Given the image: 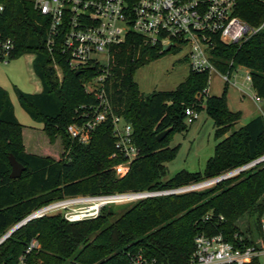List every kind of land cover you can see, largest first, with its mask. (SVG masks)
<instances>
[{"label":"trees","instance_id":"obj_1","mask_svg":"<svg viewBox=\"0 0 264 264\" xmlns=\"http://www.w3.org/2000/svg\"><path fill=\"white\" fill-rule=\"evenodd\" d=\"M234 3V14L253 32L237 42H218L211 50L212 62L221 73L237 64L245 66L254 94L264 103V0ZM0 32L15 40L10 59L25 52L35 54L33 70L41 91H18L17 95L30 117L42 123L46 138L43 145L36 143L35 129H26L25 143V128L0 87V238L34 211L67 197L175 189L238 168L264 152V113L231 130L240 112L228 109L225 91L219 96L208 94L207 71L188 69L175 89L141 93L135 71L165 52L130 35L111 53L107 83L114 112L131 124L139 149L128 171L119 176L113 166L122 161L121 155L109 157L116 151L109 121L99 124L87 143L71 140L66 133V126L81 117L78 105L92 100L84 81L101 66L71 69L57 46L52 59L43 43L45 23L28 0H7L0 15ZM203 100L214 136L221 137L213 154L203 172L180 170L164 178L165 163L177 151V146H169L168 138L187 128L185 109L197 112ZM168 127L172 130L158 140L157 135ZM9 153L25 166L18 178L9 176ZM263 191L264 162L200 189L143 197L116 208L104 205L94 218L70 222L60 212L47 213L29 219L0 242V264H18L20 259L26 264H126L127 254L138 251L157 264H186L199 233L246 237L236 225L244 214L253 217L252 232L258 234L264 197L258 199ZM32 239L38 246L26 252Z\"/></svg>","mask_w":264,"mask_h":264},{"label":"built area","instance_id":"obj_2","mask_svg":"<svg viewBox=\"0 0 264 264\" xmlns=\"http://www.w3.org/2000/svg\"><path fill=\"white\" fill-rule=\"evenodd\" d=\"M44 21L46 36L44 45L53 58L57 46L59 54L71 69L94 65L101 69L83 87L92 100L78 105L79 121L66 126L71 140L87 143L93 130L101 123L111 124L114 147L110 154L115 158L120 154L122 161L113 167L119 176L129 169L130 163L139 155L132 134V126L121 115L114 112L107 92L109 61L111 53L123 44L130 35L142 37L146 42L157 45L162 51L166 45L173 48L184 47V59L188 69L194 72H209L215 69L211 50L218 42H237L253 32L243 20L234 14V0H28ZM7 0H0V15ZM15 49V40L0 32V60L7 62ZM54 68L61 76L56 63ZM226 82L230 72L222 73ZM244 80L251 84L249 70H245ZM253 98L261 101L255 94ZM197 112L185 109V121L191 123ZM264 162V152L246 164L221 176L227 178L240 171ZM220 177V176H219ZM219 177L183 187L157 190L102 194L93 196L67 197L52 202L30 215L38 217L60 210L70 221L94 218L104 205L119 204L148 196L176 193L219 181ZM223 178V179H224ZM90 201L86 208L75 209L71 205ZM222 219V217H220ZM247 237V239H246ZM234 234L227 239L221 232L199 233L194 236V249L186 264H248L254 260L264 264V213L260 232L250 237ZM38 246L32 239L26 249L29 252ZM18 264H26L22 259ZM126 264H157L141 251L128 253Z\"/></svg>","mask_w":264,"mask_h":264},{"label":"rangeland","instance_id":"obj_3","mask_svg":"<svg viewBox=\"0 0 264 264\" xmlns=\"http://www.w3.org/2000/svg\"><path fill=\"white\" fill-rule=\"evenodd\" d=\"M34 57V53L25 52L18 57L9 59L7 62L0 60V87L6 91L12 103L15 117L25 128V143H28L27 130L33 128L35 129L33 140L43 145L44 142L46 143V138L41 130L42 123L30 117L21 106L17 95L18 91L24 93H37L41 91V82L33 70ZM245 68V66L240 64L235 65L231 70L228 82L225 81L223 74L216 68L208 72V94L219 96L225 91L228 109L233 112H240V118L232 126L231 130L243 126L254 116L264 113V103L262 101H256L253 98V88L250 83L244 80ZM187 74L188 64L184 59V47H181L173 48L163 53L160 57L137 68L134 73V80L141 93L147 95L154 90L169 91L175 89L185 79ZM205 107L206 101L203 100L201 109L197 111V117L191 123H187V128L183 131H174L170 134L168 138L169 146H177V151L175 156L165 163L166 174L164 178H169L180 170L193 173L203 172L206 160L213 154L214 146L221 138H215V127L212 119L207 115ZM228 133H225L223 136ZM57 148L61 150L59 143H57ZM117 173H120L119 170ZM212 178H207L204 181ZM263 197L264 191L258 200ZM90 203L87 200L81 201L71 205V207L75 209L86 208ZM120 206L122 204L112 205L113 208ZM59 212L60 210H56L53 213ZM252 220L253 217L248 216V214H244V216L237 220L236 225L240 229L241 234H248L250 237L253 236ZM247 229H249V232Z\"/></svg>","mask_w":264,"mask_h":264},{"label":"water","instance_id":"obj_4","mask_svg":"<svg viewBox=\"0 0 264 264\" xmlns=\"http://www.w3.org/2000/svg\"><path fill=\"white\" fill-rule=\"evenodd\" d=\"M170 50V46L166 45L162 48V51L163 52H167ZM172 130L171 127H168L166 128L165 130H163L162 132H160L158 135H157V139L158 140H161L162 138H164L170 131ZM8 161H9V164H10V173H9V176L11 178H18L20 177L21 173L25 170V166L22 165L16 158L15 156L12 154V153H9L8 154ZM221 179H223L224 177L223 176H220L219 177ZM32 216L29 215L27 217H25L23 220H21L20 222H18L16 225H14L9 231H7L6 234H4L1 238H0V242L5 239L8 235H10L16 228H18L20 225L24 224L26 221H28L29 219H31Z\"/></svg>","mask_w":264,"mask_h":264},{"label":"crops","instance_id":"obj_5","mask_svg":"<svg viewBox=\"0 0 264 264\" xmlns=\"http://www.w3.org/2000/svg\"><path fill=\"white\" fill-rule=\"evenodd\" d=\"M245 70H247L246 68H245ZM36 93V92H35Z\"/></svg>","mask_w":264,"mask_h":264}]
</instances>
